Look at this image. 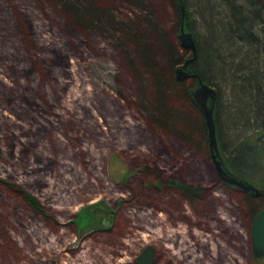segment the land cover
I'll use <instances>...</instances> for the list:
<instances>
[{"label": "rangeland", "instance_id": "obj_1", "mask_svg": "<svg viewBox=\"0 0 264 264\" xmlns=\"http://www.w3.org/2000/svg\"><path fill=\"white\" fill-rule=\"evenodd\" d=\"M186 9L222 104L247 112L222 83L249 50L228 6ZM182 24L176 0H0V264H134L148 246L156 264H255L249 195L215 169L194 80L172 81Z\"/></svg>", "mask_w": 264, "mask_h": 264}, {"label": "trees", "instance_id": "obj_2", "mask_svg": "<svg viewBox=\"0 0 264 264\" xmlns=\"http://www.w3.org/2000/svg\"><path fill=\"white\" fill-rule=\"evenodd\" d=\"M192 2L193 5L191 4ZM220 4L225 7L228 6L229 8V14L224 17L226 20L224 21V27H226L227 35L231 34V38H234V40L246 43L249 49L244 50L240 54L239 59H233L234 62L226 63L223 60L221 61V65L223 63V68L228 69V73H230L225 76V73L221 75L223 78L222 83L224 85H232V87H234L233 85L235 83L233 84L231 81H237V83H240V86L242 87L240 89L241 93H245L244 95L247 96L246 98L248 99V102L245 103V106L248 107V110L247 112H242L241 114L240 112L238 114V111L241 110L238 106L231 109V106L228 103L225 105L222 104L223 99L220 95V88L215 87L216 84L214 83V80L211 76V74H214L211 70L212 67H214V64L212 63L213 59H211L210 55L211 53L206 56L205 66L199 64L200 55L203 50L198 43V39L196 38V32H194L192 29V14L186 9L187 5H195L198 8V12L205 15L206 12L211 13L214 7ZM176 5L180 13V20L183 19L186 27L190 28L197 45V57L189 64V71L199 74V77L203 82L217 89L218 95L214 108V119L217 130L218 144L222 153L224 154V152H228L229 155V157L224 156L226 161L224 164L237 178L248 181L245 178V174H247L246 171L251 170V174H253V171L256 169L255 166L258 159L264 156V146L261 144V142L264 140V40H261V38L258 37L260 35H264V18L262 15L264 12V0H182V2H180V0H176ZM181 6L184 8L183 11ZM229 18L232 19L231 22L230 20L228 21ZM96 20H98V18H95L93 21ZM258 25H262V28H260L259 31ZM245 38H247L246 41H244ZM176 54L177 53H175L174 58H177ZM243 54H245V56ZM244 58L246 61H243ZM235 61L239 62L235 63ZM183 62L184 61H182V63ZM178 63V60H173L172 66L178 65ZM218 63H220V57L218 59ZM188 79L194 80L195 84L197 86L199 85L198 78L194 77ZM172 81L174 84L176 82L177 85L180 82L184 83V81H179L176 78H174ZM246 85H248V88ZM190 98L193 101L191 95ZM193 103L196 105L194 101ZM228 108L231 110H227ZM243 118H247L246 123H243ZM250 120L253 121L252 123L257 124L260 130L256 129L251 132V128H248L244 130V133L240 132V129H238L239 124L247 126V124L251 123ZM198 122L201 125L200 130L203 131L204 137L207 141L208 137L204 118L201 117ZM248 131L251 133L245 136V133L247 134ZM249 152H252L251 156H247L245 154ZM247 157L248 159L249 157L251 159L250 166H245ZM238 160H242L240 166L239 164H236ZM0 181L3 183L5 182L3 180ZM17 189L24 195V199L27 202H30L36 207H40L38 199L33 194L27 192L23 187L20 186H18ZM247 194L249 195V204L254 218L258 212L264 208V197L254 196L250 194V192H247ZM260 207H262V209H259ZM253 257L255 264H262L264 257L257 258L255 255Z\"/></svg>", "mask_w": 264, "mask_h": 264}, {"label": "water", "instance_id": "obj_3", "mask_svg": "<svg viewBox=\"0 0 264 264\" xmlns=\"http://www.w3.org/2000/svg\"><path fill=\"white\" fill-rule=\"evenodd\" d=\"M182 2V0H180ZM182 11L184 10L181 6ZM180 44L183 48L192 51V57L185 60L176 69V79L183 81L191 76L199 78L198 86L192 91V99L199 107L207 130L208 145L210 155L213 160L215 169L219 177L226 183L234 185L245 192L261 197L264 196V190L254 186L252 183L239 179L233 175L225 166L224 161L219 151V144L217 138V130L214 119V108L217 100V89L205 82L199 77V74L191 73L187 67L197 57V45L191 32H186L184 25L181 26V33L179 35ZM252 249L257 258L264 257V208L258 212L252 221ZM155 247L148 246L138 256L134 264H155Z\"/></svg>", "mask_w": 264, "mask_h": 264}, {"label": "flooded vegetation", "instance_id": "obj_4", "mask_svg": "<svg viewBox=\"0 0 264 264\" xmlns=\"http://www.w3.org/2000/svg\"><path fill=\"white\" fill-rule=\"evenodd\" d=\"M189 66L187 67V70L189 71ZM189 72H191V71H189ZM191 73H193V72H191ZM195 76H191V77H189V78H194ZM195 78H197V77H195ZM217 95H218V93H217ZM251 183V182H250ZM262 190H264V189H262ZM251 194V193H250ZM253 195V194H252ZM255 196V195H254ZM261 197H264V196H261ZM156 249V248H155ZM155 255H156V251H155ZM156 259V258H155ZM156 264V263H155Z\"/></svg>", "mask_w": 264, "mask_h": 264}, {"label": "bare ground", "instance_id": "obj_5", "mask_svg": "<svg viewBox=\"0 0 264 264\" xmlns=\"http://www.w3.org/2000/svg\"><path fill=\"white\" fill-rule=\"evenodd\" d=\"M199 79V78H198Z\"/></svg>", "mask_w": 264, "mask_h": 264}]
</instances>
